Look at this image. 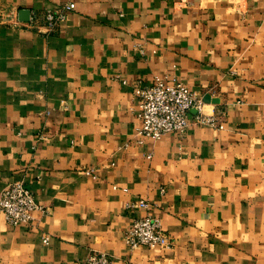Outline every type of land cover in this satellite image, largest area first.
<instances>
[{"label":"crops","instance_id":"1","mask_svg":"<svg viewBox=\"0 0 264 264\" xmlns=\"http://www.w3.org/2000/svg\"><path fill=\"white\" fill-rule=\"evenodd\" d=\"M0 0V193L23 179L42 210L11 226L0 264H264V0ZM175 76L216 114L139 142L133 87ZM124 79L126 82H122ZM223 112V113H222ZM150 201L173 243L131 249ZM44 235L49 242H43Z\"/></svg>","mask_w":264,"mask_h":264},{"label":"built area","instance_id":"2","mask_svg":"<svg viewBox=\"0 0 264 264\" xmlns=\"http://www.w3.org/2000/svg\"><path fill=\"white\" fill-rule=\"evenodd\" d=\"M75 8V1L70 0L43 14V21H38L35 14H30V21L38 28L43 26V32L54 30L66 16L68 10ZM122 82L126 80L122 79ZM137 101V117L140 125L136 128L138 141L144 139H160L171 131L182 133L189 125L188 113L195 110V121L222 127V120L216 114L203 112L202 96L190 90L181 80L173 76L154 75L147 83L138 82L133 87ZM223 113V112H222ZM130 208H144L147 212L136 217L124 232V240L133 249L138 245H159L169 248L173 240L166 234L161 219L149 212L151 203L146 198H138L127 203ZM42 210L36 202L34 193L23 179L9 181L0 193V211L11 226L31 224L33 212ZM43 242H49V236L44 235ZM83 264H112V257L107 252L94 251L90 253Z\"/></svg>","mask_w":264,"mask_h":264},{"label":"water","instance_id":"3","mask_svg":"<svg viewBox=\"0 0 264 264\" xmlns=\"http://www.w3.org/2000/svg\"><path fill=\"white\" fill-rule=\"evenodd\" d=\"M18 19L21 21H28L30 19V10L22 8L18 11Z\"/></svg>","mask_w":264,"mask_h":264}]
</instances>
